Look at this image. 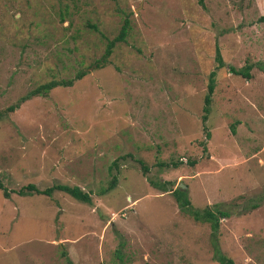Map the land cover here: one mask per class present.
<instances>
[{"label":"rangeland","instance_id":"rangeland-1","mask_svg":"<svg viewBox=\"0 0 264 264\" xmlns=\"http://www.w3.org/2000/svg\"><path fill=\"white\" fill-rule=\"evenodd\" d=\"M261 16L264 0H0V184L90 200L0 192V264H216L208 224L178 209L176 188L192 209L228 214L221 255L264 264ZM244 64L247 79L227 70Z\"/></svg>","mask_w":264,"mask_h":264},{"label":"trees","instance_id":"trees-1","mask_svg":"<svg viewBox=\"0 0 264 264\" xmlns=\"http://www.w3.org/2000/svg\"><path fill=\"white\" fill-rule=\"evenodd\" d=\"M197 3L199 5H201V0H197ZM258 20L261 22H264V16L259 17ZM91 28L94 29V27H92V26H91ZM126 31H127V20L123 19L122 24L120 25V27L118 29L117 35L114 36L110 40L105 39L106 42L104 45V50H103L101 57L98 59L99 61L105 60V58L111 53V49L113 48L115 43L122 42V40L124 39V36L126 34ZM98 60L95 61V63L98 62ZM214 62H216L215 63V69L222 67V63H221L220 57H219L216 49L214 52ZM250 68H251L250 64H244L239 69H233L231 67H228L227 70L230 74L238 75L242 78L247 79L248 78V72H249ZM84 74H85L84 71L81 70L80 72H77L74 75L72 80H68V79L64 80L63 79V80H59V81H49L45 84H42V85H39L38 87H36L31 92V94L32 95H34V94L35 95H43L48 90H50L54 87H69V86H71L72 81L79 80ZM213 76H214L213 71H211L207 75L205 94L203 95V98H202V107H201L202 115L200 117V122L202 124L201 128H202V132L204 134L205 139L208 137V133L205 130L203 123L205 122L206 116L208 114L210 95L212 94V90H213ZM13 108H14V106L8 107L7 110L10 111ZM135 162L138 164L142 173L146 172V168L142 165L141 161L136 160ZM113 182H114V178L112 177L111 180L109 181V183L107 184V186L100 191V195L103 193H106L108 190H110L113 187ZM52 191L62 192L64 194L68 195L73 200L80 202V203H84L87 205L90 203L89 194L86 192H82L76 186H70L69 187V186L62 185V184H54V185H51L50 187L38 190L33 185L27 184L24 187H20L15 191H7L0 184V192H1V195L3 198H8L9 193H14L18 196H24V195H28V194L32 193L35 195L49 197ZM170 195L172 196L173 201L176 203V206L178 207V209L180 211L185 212V214H187L189 217H191V219L193 221L203 222V223L208 224L209 229H210V236L212 238V242H211L212 257H213L214 261H216V264H234L230 259L226 258L225 256H223L219 253L218 247L216 244V234H217V230H218L219 220L227 218L228 214L225 213L224 211H220L216 208H213V209L212 208H203L200 211L192 209V207L189 203V200L187 199V196L185 194V191H182L179 188L173 189V191L170 192ZM62 255H63V253H62Z\"/></svg>","mask_w":264,"mask_h":264}]
</instances>
